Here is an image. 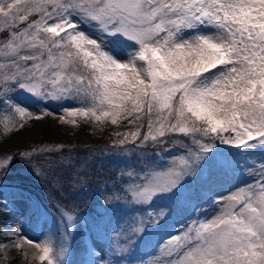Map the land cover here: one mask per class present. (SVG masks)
Listing matches in <instances>:
<instances>
[{"label":"snow or ice","instance_id":"snow-or-ice-1","mask_svg":"<svg viewBox=\"0 0 264 264\" xmlns=\"http://www.w3.org/2000/svg\"><path fill=\"white\" fill-rule=\"evenodd\" d=\"M20 92L59 111H31L15 101ZM44 117L69 125L79 117L112 125L126 119L145 134L105 151L148 146L166 160L163 169L121 170L106 182L120 188L102 193L105 204H151L195 176L217 144L264 146V0H0V121L19 131ZM5 152L0 145V184L19 157L53 190L61 225L74 229L81 209L56 194L84 187L86 164L75 166L71 150L65 157L55 146ZM245 171L254 182L214 201L218 214L193 220L147 264H264V163ZM6 205L0 199V213ZM167 215L149 212L113 233L121 241L116 254ZM0 235L11 237L0 248L30 244L41 264L67 255L53 237L33 241L19 226Z\"/></svg>","mask_w":264,"mask_h":264},{"label":"rangeland","instance_id":"rangeland-1","mask_svg":"<svg viewBox=\"0 0 264 264\" xmlns=\"http://www.w3.org/2000/svg\"><path fill=\"white\" fill-rule=\"evenodd\" d=\"M14 99L34 112H38L41 107L59 111L57 105L45 104L24 92L16 94ZM51 118L55 128L64 137L76 132L79 122L83 119L89 120L79 117L75 124L69 125L59 122L55 117ZM42 120L39 122L26 120L24 128L19 131L18 126L13 127L9 124L6 127L4 122L0 121V145L6 148V152L2 155L32 151L31 143L35 139L42 138ZM89 121L90 131L94 134L100 133L104 125L111 124L110 119L102 122L94 119ZM98 124L100 126H97ZM136 128V123L128 121L122 132L117 135L116 141L135 133L138 131ZM46 146L50 144L45 146L41 144L39 149ZM175 154L176 152L173 151L164 155L167 157ZM102 160L105 162L111 160L115 164L114 168L119 172L130 169L143 172L149 168L163 169L167 166L166 160L158 158L155 153L143 151L123 154L121 151L109 150ZM259 163H264V146L236 148L228 144L217 145L199 166L195 176L186 178L173 192L157 196L148 205L105 204L102 193L118 190L119 184L115 186L106 183L94 188L82 187L80 193L74 197L62 196L63 199H68L66 203H75L81 209L74 229L70 230L66 224L61 225L51 202L47 205L40 204L21 192L15 180H8V175L34 173L26 163L16 157L3 183L0 184V199L7 201V211H5L7 214L0 220L2 221L0 228L11 229L12 226H19L24 236L41 243L46 238L53 237L57 251L60 248L67 249V255L60 264H100L102 260H108L110 264H147L150 258L159 254L160 248L171 236L191 225L193 220L210 219L218 214L219 209L214 201L254 182V177L247 175L245 169L258 168ZM161 209L168 211L165 220L156 226L150 223L146 225L145 232L136 239L130 251L124 255H117L116 247L121 241L114 240L112 234L121 230L127 232L135 223V217H147L149 212L158 213ZM79 228L82 229L83 234ZM82 237L86 239V246L83 244L77 246V241ZM7 239L11 237L5 238L0 235V242L6 243ZM14 249L16 248L5 251L0 248V264L13 258H18L20 264L41 263L35 255L38 249L32 245L23 243L15 252H10Z\"/></svg>","mask_w":264,"mask_h":264},{"label":"trees","instance_id":"trees-1","mask_svg":"<svg viewBox=\"0 0 264 264\" xmlns=\"http://www.w3.org/2000/svg\"><path fill=\"white\" fill-rule=\"evenodd\" d=\"M89 122V120L83 119V121L79 122L80 125L78 126L76 132L64 137L61 132L55 128L54 124L52 123V118L44 117L41 123L42 138L35 139V141L31 143L30 148L39 149L41 144L43 146L50 144V146L46 147L55 146L58 149L57 155H59L60 152H63L65 157L69 156L68 150L70 149L71 156L76 160L75 166L86 164L83 174L87 175L89 180L84 187L94 188L106 184L107 181L115 179L118 175L119 170L114 168L115 164H113L111 160L105 162L102 160V158L106 154L105 149H111L112 145L117 143V135L122 132V128L125 127L128 120L123 119L118 125L106 124L104 125L103 130L97 134H94L90 131L91 124H89ZM137 123H140V121ZM136 129L141 132V135L145 134L144 129ZM225 135H227V133H225ZM141 151L155 153V151L148 146H146L145 149ZM103 153L105 154L102 155ZM42 164L43 162L40 161L36 166L40 167ZM73 170L74 168L66 169L64 175H70L71 171ZM8 180H15L17 184L16 186L21 192L24 194L26 193V195H29L33 200L38 201L40 204L47 205L49 202L52 204L55 203V200L52 199L53 190L48 187L47 183L35 173H18L16 176L8 175ZM117 185L118 184L115 186ZM80 190L81 189L75 192L65 193L62 196L73 195L74 197V195H78L80 193ZM56 195L57 199L62 201L63 197L58 193ZM67 200L68 199L65 198L63 199L64 202H67ZM5 214L7 213H0V220L5 218ZM0 224H2V221ZM79 229L83 234L82 229ZM77 243V246L81 244L86 246V239L82 237V239L77 241ZM1 264H20V262L18 258H13Z\"/></svg>","mask_w":264,"mask_h":264},{"label":"bare ground","instance_id":"bare-ground-1","mask_svg":"<svg viewBox=\"0 0 264 264\" xmlns=\"http://www.w3.org/2000/svg\"><path fill=\"white\" fill-rule=\"evenodd\" d=\"M18 248L14 249V250H11L10 252H15Z\"/></svg>","mask_w":264,"mask_h":264}]
</instances>
